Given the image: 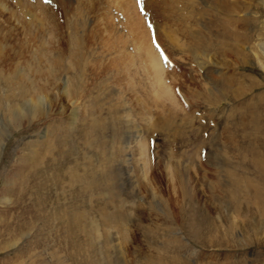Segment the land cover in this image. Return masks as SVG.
I'll use <instances>...</instances> for the list:
<instances>
[{
	"label": "rangeland",
	"instance_id": "obj_1",
	"mask_svg": "<svg viewBox=\"0 0 264 264\" xmlns=\"http://www.w3.org/2000/svg\"><path fill=\"white\" fill-rule=\"evenodd\" d=\"M5 1L0 264H264V208L243 201L258 180L237 147L264 154V0L227 30L213 0H169L168 26L131 0L144 46L122 0H20L32 21Z\"/></svg>",
	"mask_w": 264,
	"mask_h": 264
},
{
	"label": "bare ground",
	"instance_id": "obj_2",
	"mask_svg": "<svg viewBox=\"0 0 264 264\" xmlns=\"http://www.w3.org/2000/svg\"><path fill=\"white\" fill-rule=\"evenodd\" d=\"M12 1L16 2L18 4L17 7L20 10H23V15L24 16L28 17V19L30 21L33 20L34 14H35L36 11H34V10L33 11L32 10L25 11L23 6L20 4L21 3L20 0H12ZM59 1H61V0H59ZM122 1H123L122 2V6H123L122 7V12L124 14V17H125L127 25H129V27L127 29L133 34L131 36L134 39L142 41V38H143V46H144L145 42L149 41L148 39L145 38L147 36V32H146L147 30L145 29V27H144V30H143V28L141 26V23H142L141 18L138 16V14H136L135 8L133 10V6H132L133 5L132 4L133 1H131V0H122ZM145 1L148 4V8L147 7H143L142 8V12L145 15V17L149 16V18H153L154 20H156L157 18H158V20L159 19L161 20V18H162V21L164 22V26H168L167 24H168L169 17L171 16V14L168 15L169 13L165 12V9H166V6H168L167 2L169 0H154V1L145 0ZM202 1L203 2H208L209 0H202ZM247 1H250V2L254 1L255 6H256L255 8H257V6H259L257 4V0H231V1H229V0H213V3L216 4L215 6H213L214 11L217 13V14L216 13L215 14L216 15H220V14L221 15H225V19L219 18L218 20H220V22H216V20L214 19L213 23L216 22L217 25L220 28H224V29L226 28V30H227V25L237 24L239 22L242 23L243 20L242 21L241 20H237V21L233 20L232 17L234 15H231V14L234 11L239 12V11L243 10L242 7H244L247 4ZM191 2H192V0H191ZM9 6L10 5L8 4V2H6L5 0H0V9H2V11H6V12L12 11ZM60 8H62L65 11V9H66L65 4L61 3ZM129 9H132V10L129 11ZM63 10H62V12H64ZM211 10H212V8H211ZM44 16H46L45 13H44ZM252 21L257 23L258 20L255 17ZM245 23H247V20H245ZM59 25L57 24L56 21L54 22V28L59 27ZM219 35L221 37L224 36V34H222V33L219 34ZM225 35H229L233 39L239 38L241 36L240 33H237L235 31H233V33H228V31H225ZM163 36H164V38L169 37L166 33H163ZM141 41H140V43H141ZM148 48H149V46L147 47V44H146V49H148ZM260 49L262 51V54L264 55V45L260 46ZM236 57H237V58H235L236 65L237 66H239V65L242 66V64L245 61V57L242 56V55L236 56ZM156 58H157L156 54L153 55V56H152V54H150V56H148V60L147 61H149L148 63L150 65V68L152 69L153 74L156 76L155 77L156 86L158 87L159 90H162L164 92V94H166V96L167 95L169 96V93H170L169 88H168L169 85L168 86L164 85V82H163L162 78H165V77L162 74V72L159 73L161 71V69H160V66L157 63ZM255 58L257 60H259L257 57H255ZM262 69H264V67H262ZM247 80H248V82H251V80H249V79H247ZM256 108H257V105H255L254 108H252V113L253 114L251 113V120H250V122L248 124L249 129H251L252 132H255V133L259 131L258 123H259V120H260V112H259V117H258L257 116L258 114L255 113V109ZM49 113H50V110H49V107H48V109L46 110V114H49ZM6 139H7V137H5L3 142L0 144V154H1L2 147L4 146V141ZM252 141L249 140V142H247L244 147L242 145H240V144L237 147L241 148V149L249 150L248 152L251 155V160H249V164L252 167L250 173L255 179L258 180V184H252L251 183L252 185L249 183V181H246V183H245L246 188L243 187L244 191L242 190L243 193H244L243 197H249L250 201L244 200V199H243V201L245 203L249 204L250 207L255 209L256 212H259L260 208H264V154L260 155V153L258 152L257 148H255L257 145L254 144ZM259 146H260V148H262L264 150V138L261 139V141L259 143ZM232 177H230V175H229L230 181L234 182L233 183V184H235L234 187L238 191L241 192V187H240V185L237 184L236 178L235 177L232 178ZM235 192L236 191H234V190L230 191L229 200L231 202L233 201V195H234Z\"/></svg>",
	"mask_w": 264,
	"mask_h": 264
}]
</instances>
